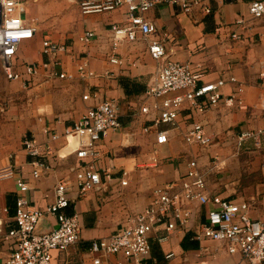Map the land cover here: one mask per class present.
Instances as JSON below:
<instances>
[{
  "label": "crops",
  "instance_id": "crops-1",
  "mask_svg": "<svg viewBox=\"0 0 264 264\" xmlns=\"http://www.w3.org/2000/svg\"><path fill=\"white\" fill-rule=\"evenodd\" d=\"M26 1V19L37 29V36L33 39L35 41L21 45L15 61L18 69L23 71L24 64L45 62L42 41L50 38L67 44L71 50L63 59V68L58 67L56 71L64 69L76 75L79 61L87 59L95 77L86 81L62 80L50 78L42 69L37 77L24 79L26 87L23 79L9 81L6 78L0 59V167L15 166L30 183L27 197L31 205L46 209L55 202V188L59 181L74 183L76 180L71 169L78 160L72 154L73 147L65 139L66 130L78 123L90 108L104 101L117 103L122 122L121 130L108 133L98 143L100 158L97 167L102 174L109 172L112 177L106 183L107 189L81 197L76 193L71 196L74 204L67 212H78L82 222V240L76 249V260L87 253L92 240L110 236L128 218L143 212L154 200L155 191L183 178L188 164L195 159L209 193L232 201L246 200L236 192L241 188L235 182L238 179L226 176L219 183H210L208 175L202 172L195 150L228 143L224 133L230 128L231 119L227 115L231 108L240 110L241 123L238 126L242 130L233 140L237 147L264 149L253 139L245 140L243 145L239 140L244 133L264 126L261 107L264 85L259 77L264 65V18L253 19L249 14L248 4L253 0H208L210 14H205L200 7L186 13L178 7L161 4L146 15L156 24L158 33L155 38L166 40L165 47L171 60L189 62L198 67L205 82L232 77L238 81L224 89L226 96L236 95L232 103L221 104L203 115L183 110L180 119L183 130L199 122L204 124L206 133L212 138L210 145L197 149L187 145L177 131L172 132L170 144L165 146L157 145L155 133L144 132V127L151 122L141 112V107L151 104L146 99V92L156 80L157 64L150 57L145 41L131 44L114 40L111 28L113 24L125 22L124 9L82 15L67 0H62V4L58 0L53 2L59 6L54 12L43 0ZM239 19L246 20L248 27L239 30L242 39L233 40L230 34L237 30ZM86 31L96 34L88 46L79 40ZM112 57H118L123 63L112 64ZM239 88L243 89L242 93L238 92ZM86 95L88 100L84 99ZM28 138H33L39 145L50 144L52 147V155L48 158L51 170L40 179L32 176V157L24 147ZM235 162L231 157L223 166ZM122 180L128 185L122 186ZM251 193L255 194L254 191ZM256 196L251 199H257ZM16 201L15 182H1L0 264H6L10 255V246L4 236L14 226ZM259 202L254 216L262 218V201ZM53 222L54 217L48 218L42 229L53 228ZM161 234L165 233L152 234L151 257L147 264H248L239 255H230L222 243L191 239V232L175 231L163 241ZM63 258L64 255H56L54 264H62ZM116 260V257L111 259L112 262Z\"/></svg>",
  "mask_w": 264,
  "mask_h": 264
},
{
  "label": "built area",
  "instance_id": "built-area-1",
  "mask_svg": "<svg viewBox=\"0 0 264 264\" xmlns=\"http://www.w3.org/2000/svg\"><path fill=\"white\" fill-rule=\"evenodd\" d=\"M208 0H84L80 4L83 15L109 13L124 9L125 22L113 24L111 31L116 42L126 41L136 44L145 41L148 53L157 64L156 80L146 92L147 104L141 112L148 116L150 125L144 127L145 133H155L158 146L170 144L172 132L177 131L183 141L197 148L212 143L204 124L195 122L186 130L182 129L180 119L183 110L195 114H205L221 104L232 103L236 95L226 96L224 89L229 84H237V79H217L211 82L202 80L198 67L189 62L171 60L164 39L155 38L156 24L146 15L161 4L178 7L189 13L200 7L205 14L211 13ZM26 0H0V59L4 65L6 78L18 81L37 77L44 69L50 78L62 80L79 79L86 81L94 78L87 59L80 60L77 74L56 71L63 68V59L70 53V47L50 38L42 41V54L46 61L42 64L23 65V71L15 63L19 49L24 42L37 36V29L26 19ZM253 19L264 18V0H253L248 4ZM237 30L231 32L233 40L242 39L239 30L248 27L246 20L239 19ZM96 38L93 31H86L80 38L85 46ZM117 46V44H116ZM112 64L121 65L118 57L110 59ZM264 85V65L259 74ZM24 80V86L27 87ZM264 89V88H263ZM243 92L242 88L238 89ZM85 100L89 96L84 97ZM264 111V97L261 101ZM4 110L2 109V112ZM264 122V117H263ZM122 122L115 101H104L90 108L73 127L65 132L68 145L73 147L72 154L78 163L71 170L76 175L75 182L61 180L55 188V202L46 209L31 205L27 194L30 183L13 165L0 167V183L14 181L17 187L16 213L14 226L4 236L9 244L10 255L6 264H54L56 255H64L62 264H147L151 257V238L155 232L165 236L175 231L191 232L192 239L213 241L227 247L230 255H239L248 264H264V217L254 216L260 202L232 201L221 195L209 193L204 176L199 171L196 159L188 164L186 175L155 191L154 200L146 209L128 218L120 228L108 237L94 239L89 249L76 260V249L82 240V222L78 212L68 213L73 206L72 194L78 197L107 189L106 183L112 180L109 172L98 169L100 153L98 143L110 132L121 130ZM57 139V136H53ZM247 139L255 140L257 146L264 148L263 128L244 133L239 137L240 145ZM28 155L32 157V176L40 179L49 173L52 155L50 144L39 145L33 138L24 141ZM122 186L128 185L125 180ZM264 214V196L261 199ZM197 205L193 207L190 205ZM199 207V208H198ZM206 210L205 213L203 210ZM50 217L55 218L53 228L42 227ZM117 260L112 262L111 259Z\"/></svg>",
  "mask_w": 264,
  "mask_h": 264
},
{
  "label": "rangeland",
  "instance_id": "rangeland-1",
  "mask_svg": "<svg viewBox=\"0 0 264 264\" xmlns=\"http://www.w3.org/2000/svg\"><path fill=\"white\" fill-rule=\"evenodd\" d=\"M43 1L46 2V6L50 9V11L54 12L59 9L58 5L52 4L53 2H56V0ZM58 1H61V4L63 2L62 0ZM81 1L82 0H72V4L69 0H67L70 5H73L72 7H74L75 10L79 9L82 14L80 8ZM227 116L231 119L228 124L230 128H228L229 130L224 133L226 142L228 140V143L220 144V146L217 147L211 146L208 147L207 150H195L196 155L199 156L198 160H200L202 172L208 175L207 179H209L212 184L213 182L219 183L220 180L226 179V176L238 179V181L235 182L238 186H241V188L239 190L237 189L236 192L240 198L249 201L251 197L260 193L256 196V200L259 202L264 196V188L262 187V185H264V149L256 147L255 149L253 147L250 149L237 147L235 141L233 140H235V135L242 130L241 126H238L241 123V119L239 117L240 110L238 111L235 108H231ZM222 134L223 133L220 135ZM189 151L194 153L192 150ZM224 151L226 154H222ZM231 157H234V161L236 162L233 164L230 163L228 166H223L224 161L226 162V159L229 160ZM233 183L232 186L235 185ZM252 191L255 192L254 195L251 193Z\"/></svg>",
  "mask_w": 264,
  "mask_h": 264
},
{
  "label": "trees",
  "instance_id": "trees-1",
  "mask_svg": "<svg viewBox=\"0 0 264 264\" xmlns=\"http://www.w3.org/2000/svg\"><path fill=\"white\" fill-rule=\"evenodd\" d=\"M190 236H191V239H192V236H193V235H192V234H190Z\"/></svg>",
  "mask_w": 264,
  "mask_h": 264
}]
</instances>
